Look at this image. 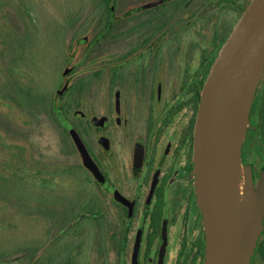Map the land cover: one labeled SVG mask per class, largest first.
<instances>
[{
    "label": "flooded vegetation",
    "instance_id": "af4514ba",
    "mask_svg": "<svg viewBox=\"0 0 264 264\" xmlns=\"http://www.w3.org/2000/svg\"><path fill=\"white\" fill-rule=\"evenodd\" d=\"M251 1H93L68 42L64 39L63 72L54 95L60 126L93 198L79 214L81 204H70L75 215L64 214L57 235L32 243L26 258L20 253L23 258L11 259L22 264L205 263L206 231L195 186L197 115L212 65ZM73 132L103 181L84 166ZM241 162L257 184L264 172V73ZM250 264H264V230Z\"/></svg>",
    "mask_w": 264,
    "mask_h": 264
},
{
    "label": "rangeland",
    "instance_id": "374dc122",
    "mask_svg": "<svg viewBox=\"0 0 264 264\" xmlns=\"http://www.w3.org/2000/svg\"><path fill=\"white\" fill-rule=\"evenodd\" d=\"M93 1L0 0V177L12 180L20 169H26L29 175L27 187L14 179L15 184L9 182L3 189L4 181H0L2 193L9 194H0V253L3 259L8 258L0 264H22V260L11 258L16 254L20 259L21 256L26 258L32 243L51 240L48 236L57 235L54 230L60 227L64 214L75 215L74 206L69 205L81 204L76 207L79 214L80 210L88 209L93 198L89 179L84 171L78 174L75 166L80 165L79 160L59 123L54 121L55 124L42 112L31 115L10 99V95L16 96L10 89L12 80L16 81V87H23L34 78L26 68L37 54L41 63L40 76L37 73L41 89L49 96L55 95L63 72L64 39L66 37L68 42L80 17L82 14L86 17L84 13L90 10ZM61 30L64 33L58 48L50 33L58 36ZM35 31L39 34L35 46L21 44L20 39L26 33ZM20 50L25 53L24 59ZM15 66H20L19 74L11 72ZM55 175L60 177L55 188H37L46 187ZM77 175L89 182L85 189L83 187L84 191L80 189ZM52 209L62 212L51 217ZM55 240L59 238L53 240L58 244ZM51 256L53 259L57 254Z\"/></svg>",
    "mask_w": 264,
    "mask_h": 264
},
{
    "label": "water",
    "instance_id": "95a60500",
    "mask_svg": "<svg viewBox=\"0 0 264 264\" xmlns=\"http://www.w3.org/2000/svg\"><path fill=\"white\" fill-rule=\"evenodd\" d=\"M264 73V0H252L212 65L197 115L195 186L204 216V264H250L264 230V172L254 184L241 151ZM83 164L101 173L78 135Z\"/></svg>",
    "mask_w": 264,
    "mask_h": 264
},
{
    "label": "trees",
    "instance_id": "16d2710c",
    "mask_svg": "<svg viewBox=\"0 0 264 264\" xmlns=\"http://www.w3.org/2000/svg\"><path fill=\"white\" fill-rule=\"evenodd\" d=\"M26 13V12H25ZM27 16H28V11H27ZM37 28V27H36ZM62 31V30H61ZM59 33V35L57 36V34L51 32L50 33V37L52 36L51 39H55V41H53L55 44L58 45V48H59V45H60V42L62 41V37L61 35H63V31ZM53 33V34H52ZM39 37V34L35 31L34 33L31 32L29 34H25V37L24 38H21L20 41H21V44L22 43H25V44H33L34 46L36 45L35 44V41H37ZM25 49V48H24ZM26 50V49H25ZM21 51V54L20 56L23 57V59L25 58V53ZM23 52V53H22ZM37 54V53H36ZM38 54L37 55H33L32 59H31V65L30 66H27L26 69H29L30 73L33 74L34 78L33 79H30V81L27 83L26 86H19V87H16V81H14L13 83V80H12V84L10 85V89L12 91H14L16 93V96L13 97L10 95V99H14L15 101H17V103L22 106L25 111L31 115H34V116H37V114L39 112H42L43 114H45L48 118H50V120H52L53 122H57L59 123V118H60V115L59 113L56 111V107H57V99L55 96L51 95H47L46 92H44V90L41 89L42 85L40 84V80H39V72L41 70L40 68V59L38 60ZM20 68V66H15L11 69V72H13L14 74H19L22 70H18ZM18 70V71H17ZM28 71V70H27ZM19 72V73H18ZM39 76H38V74ZM43 92V93H42ZM54 122V123H55ZM56 124V123H55ZM60 125V123H59ZM76 167V170L78 171V174H82L80 171H84L83 167L81 165H77L75 166ZM14 179L15 180H18L20 182V184H22L23 186L27 187V183L29 181V175L27 173V170L26 169H20V170H17V172L14 174ZM79 177L81 178V189L83 190V187L85 189V187L87 186V184L89 185V182L81 177V176H78L77 175V178H78V181H79ZM60 177L58 176H51V178L49 179L48 181V185L45 187H37L38 189H43V188H55L58 184H56L59 180ZM12 179H6V177H0V181L2 180V182L4 181V184L1 186L3 189H4V186L7 185V183L9 182H12L13 184H15V180ZM25 183V184H23ZM30 186V185H29ZM28 186V187H29ZM79 186V185H78ZM84 191V190H83ZM0 194L3 195H9L7 192H3L2 193V190L0 189ZM6 197V196H5ZM62 212V210L58 211L57 209H52L51 210V213H50V216L52 217H56L57 214L60 215ZM0 261H8V258H4L2 257L1 253H0Z\"/></svg>",
    "mask_w": 264,
    "mask_h": 264
}]
</instances>
